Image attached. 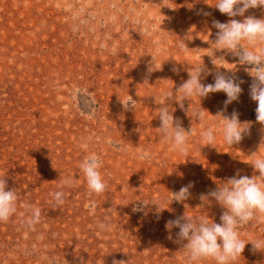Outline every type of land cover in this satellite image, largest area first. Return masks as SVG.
Returning <instances> with one entry per match:
<instances>
[{"label":"rangeland","instance_id":"1","mask_svg":"<svg viewBox=\"0 0 264 264\" xmlns=\"http://www.w3.org/2000/svg\"><path fill=\"white\" fill-rule=\"evenodd\" d=\"M215 3L0 0V178L18 196L16 213L0 222V264H187L175 242L179 228L166 229V222L185 214L220 223L222 206L200 196L237 172L258 175L250 163L264 157L251 66L215 50L212 26L249 15L264 19V8L230 18ZM201 65L204 85L217 72L243 81L238 100L225 105L221 91L177 102L176 89ZM128 95L135 103L125 108ZM162 101L185 131L192 129L186 156L172 151L157 129ZM194 110L203 112L202 121L192 118ZM233 111L249 130L229 146L221 116ZM201 125L216 129L211 146L201 141ZM138 150L151 159L140 160ZM90 153L102 161L107 187L99 194L89 191L79 168ZM65 177L73 183L61 189ZM189 184L186 200L171 201ZM60 190L67 196L57 206L50 194ZM24 203L41 210L34 230L23 223ZM100 222L109 229L100 230ZM239 231L248 243L233 264H264V251L249 242L264 241V222Z\"/></svg>","mask_w":264,"mask_h":264},{"label":"clouds","instance_id":"2","mask_svg":"<svg viewBox=\"0 0 264 264\" xmlns=\"http://www.w3.org/2000/svg\"><path fill=\"white\" fill-rule=\"evenodd\" d=\"M220 13L228 17H244L245 12L250 8H264V0H216L214 5ZM210 15V13H204ZM212 26L218 31L215 34V50H226L238 57L242 65H250L246 69L253 77L250 85V98L256 102V121L264 125V19H257L254 16L244 17L242 20L230 19L227 23L213 21ZM243 42V43H242ZM179 47L187 51L183 40ZM224 60L223 57H220ZM176 69H173L175 71ZM202 65L189 71V78L184 81L175 92V100L181 102L191 97H207L210 93L223 92L227 99L225 105L237 101L242 92L239 83L234 76H226L217 72L214 83L204 85L201 83ZM166 98H172L173 92L165 93ZM178 96V99H177ZM125 108L134 106L135 101L128 95L127 99L121 102ZM183 108V104H180ZM160 127L157 128L164 139L171 145V150L182 155L188 153V137L192 132L185 131L179 118H174L169 106L162 101L158 109ZM221 116V115H220ZM222 117L223 141L232 146L238 144L243 135L248 133L249 123H241L238 113L233 111L231 116ZM192 118L202 121V111L194 110ZM215 127H204L201 125V141L203 145L211 146L215 142ZM111 144V140L107 141ZM87 149L88 145H82ZM140 160H150L151 154L144 150H138ZM258 175L251 177L236 175L222 181L214 190L206 195L200 196L201 201L209 198L215 200L224 209L220 216V223L200 217H189L185 214L174 220L166 222V229L179 228L176 243L182 245L185 250L187 264H198L202 260H212L215 264H233L244 251L245 242L241 239L240 227L253 220L264 222V157L255 158L250 163ZM102 161L95 153L88 154L79 164L83 172L87 187L90 192L102 193L106 190V183L103 181L99 169ZM73 180L65 177L60 181V187H71ZM192 185L181 187L178 192L172 193L171 201L182 202L190 196L189 188ZM5 178H0V222H7L17 211L18 196L15 189L6 190ZM55 205H63L67 194L63 191H55L50 194ZM22 207L28 215L23 223L33 229L39 223L41 210L34 205L24 203ZM136 211L140 209H134ZM98 228L102 231L109 229V225L100 222ZM171 239V237H169ZM255 250L264 251V241H249ZM113 264H124V261H113Z\"/></svg>","mask_w":264,"mask_h":264}]
</instances>
